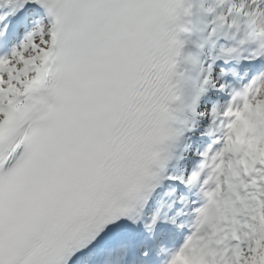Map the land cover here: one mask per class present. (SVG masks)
Instances as JSON below:
<instances>
[{
  "label": "snow or ice",
  "instance_id": "6c2138e0",
  "mask_svg": "<svg viewBox=\"0 0 264 264\" xmlns=\"http://www.w3.org/2000/svg\"><path fill=\"white\" fill-rule=\"evenodd\" d=\"M0 264H264V0H0Z\"/></svg>",
  "mask_w": 264,
  "mask_h": 264
}]
</instances>
